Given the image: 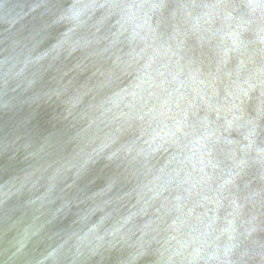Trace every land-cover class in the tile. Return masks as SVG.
Instances as JSON below:
<instances>
[{
    "label": "water",
    "instance_id": "water-1",
    "mask_svg": "<svg viewBox=\"0 0 264 264\" xmlns=\"http://www.w3.org/2000/svg\"><path fill=\"white\" fill-rule=\"evenodd\" d=\"M0 264H264V0H0Z\"/></svg>",
    "mask_w": 264,
    "mask_h": 264
}]
</instances>
